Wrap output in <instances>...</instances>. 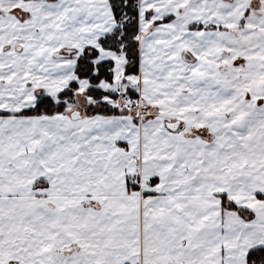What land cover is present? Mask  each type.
<instances>
[{
  "label": "snow or ice",
  "instance_id": "6c2138e0",
  "mask_svg": "<svg viewBox=\"0 0 264 264\" xmlns=\"http://www.w3.org/2000/svg\"><path fill=\"white\" fill-rule=\"evenodd\" d=\"M0 264H264V0H0Z\"/></svg>",
  "mask_w": 264,
  "mask_h": 264
}]
</instances>
